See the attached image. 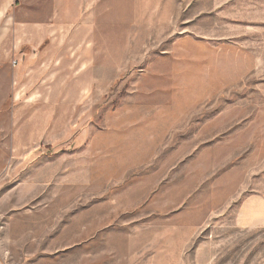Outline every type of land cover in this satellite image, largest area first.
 Listing matches in <instances>:
<instances>
[{"label":"rangeland","instance_id":"obj_1","mask_svg":"<svg viewBox=\"0 0 264 264\" xmlns=\"http://www.w3.org/2000/svg\"><path fill=\"white\" fill-rule=\"evenodd\" d=\"M19 1L0 262L264 264V0Z\"/></svg>","mask_w":264,"mask_h":264},{"label":"crops","instance_id":"obj_2","mask_svg":"<svg viewBox=\"0 0 264 264\" xmlns=\"http://www.w3.org/2000/svg\"><path fill=\"white\" fill-rule=\"evenodd\" d=\"M28 9L25 10V4L22 3V8L19 0H0V33L1 34H11V33H22V34H28L31 32V30H34V28L31 27L29 18H31V8L29 5L26 6ZM22 19L23 21H18V23L15 20ZM22 24V27L17 26L19 30H15L16 24ZM40 28V27H39ZM39 28H35L38 30H35L34 32H41ZM12 29V30H11ZM9 30V31H8ZM1 264L2 261L0 262Z\"/></svg>","mask_w":264,"mask_h":264}]
</instances>
